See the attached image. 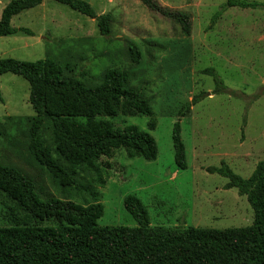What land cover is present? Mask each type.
Wrapping results in <instances>:
<instances>
[{
	"label": "rangeland",
	"instance_id": "1",
	"mask_svg": "<svg viewBox=\"0 0 264 264\" xmlns=\"http://www.w3.org/2000/svg\"><path fill=\"white\" fill-rule=\"evenodd\" d=\"M12 1L0 0V20ZM84 1L99 16L113 17L110 37L101 36L96 21L46 0L13 19V28L28 29L34 36L0 37V59L27 63L52 59L64 67L67 76L88 86L101 84L112 69L129 73L128 88L142 92L150 101L157 128L150 132L146 117H119L113 123L150 133L158 146L157 160L131 158L119 151L109 161L110 170L100 164L94 170L75 169L80 190L63 191L28 150L29 129L36 116L29 101L30 85L7 74L0 76V165L33 178L47 201L70 203L83 210L96 208L99 227H138L125 208L129 196L144 204L152 227H251L254 211L247 197L236 189L226 190L228 179L208 170L220 169L225 163L248 180L264 162V7L226 10L229 0H154L165 10L190 17L188 37L178 24L139 0ZM241 1L264 6V0ZM218 13L222 15L214 21ZM131 44L140 50L139 64L131 59ZM207 69L217 72L224 93L215 94L214 79L203 74ZM201 94L206 96L180 116ZM176 124L181 126L186 148L184 170L175 162ZM42 138L54 152L48 126ZM87 190L98 195V203ZM12 214L23 218L0 193V227L10 225ZM65 221L74 220L68 215Z\"/></svg>",
	"mask_w": 264,
	"mask_h": 264
},
{
	"label": "trees",
	"instance_id": "2",
	"mask_svg": "<svg viewBox=\"0 0 264 264\" xmlns=\"http://www.w3.org/2000/svg\"><path fill=\"white\" fill-rule=\"evenodd\" d=\"M45 1H12L2 13L0 37L19 34L33 37L28 29L13 28L12 21L41 7ZM54 1L96 21L101 36L110 37L111 15L99 16L84 0ZM139 1L178 24L184 35L191 36V19L187 14L165 10L154 0ZM259 7L264 6L229 0L225 9ZM221 15L218 13L214 21ZM129 48L133 63L139 64L140 50L134 44ZM7 74L19 76L30 85L29 101L36 116L29 129L28 150L63 191L80 190L75 169L94 170L100 164L110 170L109 161L119 151H125L131 158L157 160L158 146L150 133L137 126L120 128L113 123L119 117H146L150 119L148 130L154 132L157 128L150 101L142 92L128 88L129 73L112 69L105 73L101 84L88 86L67 76L64 67L52 59L35 63L0 59V76ZM203 74L214 79L215 94L225 92L224 82L214 69ZM205 96L195 97L180 116L191 112ZM45 126L51 129L54 152L43 141ZM173 142L176 165L184 170L187 158L180 124L175 126ZM208 172L228 179L226 190L236 189L240 196L247 197L254 211L251 227L226 230L152 227L146 207L135 196L125 199V208L136 220L137 228L99 227L96 208L83 210L74 204L47 201L33 178L17 168L0 165V193L23 215L20 218L12 214L10 225L0 227V264H264V162L259 163L248 180L236 175L225 163ZM100 182L105 185L102 178ZM87 191L93 202L98 203V195ZM68 215L75 222L67 223ZM53 219L58 223L50 224Z\"/></svg>",
	"mask_w": 264,
	"mask_h": 264
}]
</instances>
